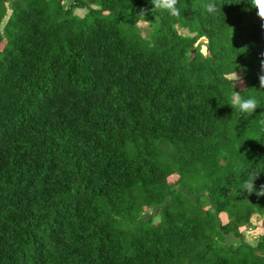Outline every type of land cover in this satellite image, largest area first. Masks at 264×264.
I'll list each match as a JSON object with an SVG mask.
<instances>
[{"label":"trees","instance_id":"obj_1","mask_svg":"<svg viewBox=\"0 0 264 264\" xmlns=\"http://www.w3.org/2000/svg\"><path fill=\"white\" fill-rule=\"evenodd\" d=\"M67 1L0 0V264H264L251 0Z\"/></svg>","mask_w":264,"mask_h":264},{"label":"clouds","instance_id":"obj_2","mask_svg":"<svg viewBox=\"0 0 264 264\" xmlns=\"http://www.w3.org/2000/svg\"><path fill=\"white\" fill-rule=\"evenodd\" d=\"M178 0H151V4L153 5V9L162 8L169 12L170 15L176 16L179 15L180 9L176 7ZM251 6L256 9L257 16L264 20V0H251ZM216 7L215 3H210L208 5L209 10H214ZM141 14H145L141 12ZM237 82H242V78L237 75L235 71L232 74ZM260 87L264 88V75L259 76ZM230 105L237 108L241 113H254V111L258 108V100L249 96L245 98L241 95V92L233 91L232 93V101ZM261 172H257L251 174L250 179L246 180L243 184L242 191L247 192L248 194L255 193L258 197L264 196V185H261L259 189L255 186V180L258 178ZM162 220L161 216H156L154 218V222H158Z\"/></svg>","mask_w":264,"mask_h":264},{"label":"rangeland","instance_id":"obj_3","mask_svg":"<svg viewBox=\"0 0 264 264\" xmlns=\"http://www.w3.org/2000/svg\"><path fill=\"white\" fill-rule=\"evenodd\" d=\"M67 4H68V7H69L72 4H74V3H73L72 0H68ZM91 8L98 9V8H96V6H91ZM88 10H89L88 7L74 8L72 10V15L83 17L86 14V12H88ZM104 14L108 15L109 13L108 12H104ZM150 24L151 23L147 22V21L140 22L138 24L140 29H141V34H142L143 37H147V28H148V25H150ZM180 33H181V31H180ZM182 33L188 35L187 30L186 31H182ZM201 42L202 43L200 45V51L202 52V54H206L207 50H206V47H205V41L201 40ZM237 75L240 76L241 78L243 77V74L241 72L237 73ZM228 78L231 79V80H236V78L233 75H230ZM175 180H176L175 176L170 179L171 182H173ZM198 194H201V192L198 191V192L194 193L191 197L196 199ZM145 217L147 218V216H145ZM251 222H252V224H253V226L255 228L254 229H250L249 231H247L245 233V236H244L245 240L248 243H254L256 241V239L258 238V236L264 232V229L262 228V225H260V222H259L258 217L256 215H254L252 217Z\"/></svg>","mask_w":264,"mask_h":264}]
</instances>
